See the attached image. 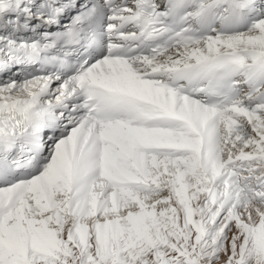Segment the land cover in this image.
Returning <instances> with one entry per match:
<instances>
[{"label": "snow or ice", "instance_id": "obj_1", "mask_svg": "<svg viewBox=\"0 0 264 264\" xmlns=\"http://www.w3.org/2000/svg\"><path fill=\"white\" fill-rule=\"evenodd\" d=\"M0 264H264V0H0Z\"/></svg>", "mask_w": 264, "mask_h": 264}]
</instances>
